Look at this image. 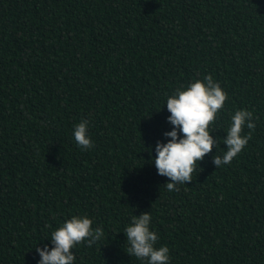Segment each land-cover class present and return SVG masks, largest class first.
I'll use <instances>...</instances> for the list:
<instances>
[{"label":"trees","instance_id":"trees-1","mask_svg":"<svg viewBox=\"0 0 264 264\" xmlns=\"http://www.w3.org/2000/svg\"><path fill=\"white\" fill-rule=\"evenodd\" d=\"M207 74L228 94L215 143L170 192L149 151L173 130L167 96ZM242 108L256 128L218 168ZM143 213L170 264H264V0H0V264H39L72 215L105 233L76 264H146L124 233Z\"/></svg>","mask_w":264,"mask_h":264},{"label":"clouds","instance_id":"clouds-1","mask_svg":"<svg viewBox=\"0 0 264 264\" xmlns=\"http://www.w3.org/2000/svg\"><path fill=\"white\" fill-rule=\"evenodd\" d=\"M227 99V92L211 74L194 79L167 96L165 105L171 113L168 121L173 130L165 134L170 138L167 143H158L149 153H155L152 163L158 174L172 181L166 184L168 191L191 181L198 162L212 151L215 143L210 134L214 128L212 125ZM254 119V113L244 108L231 115L226 129L227 138L223 141L227 151L214 158L218 168L231 163L246 148L252 136L251 132L244 134V129L254 131ZM89 129V120L82 119L72 131L76 144L85 151L94 147ZM124 233L130 245L127 248L129 254L146 264H170V249L166 245L156 247L160 237L153 230L150 213L132 216ZM50 237L54 247L37 248L41 258L39 264H76L73 253L76 245L87 242L91 246L104 239L105 233L102 227H94V221L89 216L72 215L55 228Z\"/></svg>","mask_w":264,"mask_h":264}]
</instances>
